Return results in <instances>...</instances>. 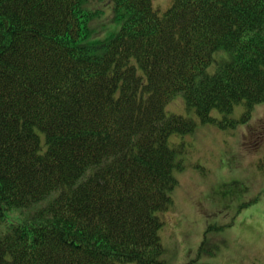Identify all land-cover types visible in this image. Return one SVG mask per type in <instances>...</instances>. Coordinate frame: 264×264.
<instances>
[{"label":"trees","instance_id":"trees-1","mask_svg":"<svg viewBox=\"0 0 264 264\" xmlns=\"http://www.w3.org/2000/svg\"><path fill=\"white\" fill-rule=\"evenodd\" d=\"M153 1L0 0V264H167L172 137L264 103V0Z\"/></svg>","mask_w":264,"mask_h":264},{"label":"rangeland","instance_id":"rangeland-1","mask_svg":"<svg viewBox=\"0 0 264 264\" xmlns=\"http://www.w3.org/2000/svg\"><path fill=\"white\" fill-rule=\"evenodd\" d=\"M172 1H153V8L163 12ZM257 107L249 114L247 134L250 117L242 121L244 106L234 112L239 123L230 128L229 120L220 119L227 125L222 128L217 122L198 121L195 108L182 99L168 105L169 114L193 116L199 125L171 140L173 146L180 142L186 146L177 154L184 167L176 171L174 206L162 231L165 250L169 249L167 264H264V142L252 145L247 138L254 131L256 115H264V103ZM244 142L252 152L243 149ZM253 179L257 182H250ZM242 184L245 193L239 191ZM222 185L243 197L216 198L215 193L225 190L219 189ZM224 204L229 209L220 211Z\"/></svg>","mask_w":264,"mask_h":264}]
</instances>
